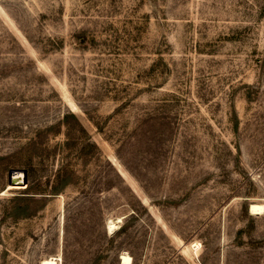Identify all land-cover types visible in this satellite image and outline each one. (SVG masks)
Segmentation results:
<instances>
[{"label": "rangeland", "instance_id": "374dc122", "mask_svg": "<svg viewBox=\"0 0 264 264\" xmlns=\"http://www.w3.org/2000/svg\"><path fill=\"white\" fill-rule=\"evenodd\" d=\"M252 202L264 0H0V264H264Z\"/></svg>", "mask_w": 264, "mask_h": 264}, {"label": "bare ground", "instance_id": "6f19581e", "mask_svg": "<svg viewBox=\"0 0 264 264\" xmlns=\"http://www.w3.org/2000/svg\"><path fill=\"white\" fill-rule=\"evenodd\" d=\"M14 176L16 177L18 181H20L19 183H21V181L23 180V173L21 171H16L14 172ZM11 187L12 188H22V187H26V185L25 184L24 185L10 184L8 189H12ZM250 212L252 214H263L264 213V203L252 202L250 204ZM120 221H122L121 217L118 219V221L111 219L108 222V227H109L110 232L113 233L116 229H118L119 227L118 223H120ZM60 257H56V256L47 257L41 261H42V264H59V260L61 259ZM121 260H122L121 264H132L133 263V257L131 256V254L126 253V252L122 254Z\"/></svg>", "mask_w": 264, "mask_h": 264}, {"label": "water", "instance_id": "95a60500", "mask_svg": "<svg viewBox=\"0 0 264 264\" xmlns=\"http://www.w3.org/2000/svg\"><path fill=\"white\" fill-rule=\"evenodd\" d=\"M16 171H21L23 173V180L21 181V183H19L20 181H18L14 176V172ZM9 181L10 184H14V185H24V184L26 185L28 183V171L26 169H24V171L22 170L11 171Z\"/></svg>", "mask_w": 264, "mask_h": 264}]
</instances>
